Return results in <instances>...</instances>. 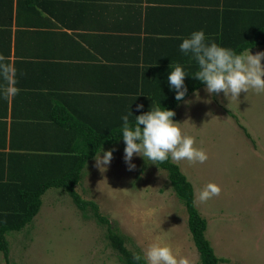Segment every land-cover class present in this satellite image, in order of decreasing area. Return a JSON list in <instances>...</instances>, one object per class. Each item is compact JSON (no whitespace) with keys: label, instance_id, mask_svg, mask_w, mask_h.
Returning <instances> with one entry per match:
<instances>
[{"label":"crops","instance_id":"obj_1","mask_svg":"<svg viewBox=\"0 0 264 264\" xmlns=\"http://www.w3.org/2000/svg\"><path fill=\"white\" fill-rule=\"evenodd\" d=\"M259 3L0 0V54L14 64L20 90L5 99L0 79V211L14 204L6 183L28 171L31 157L62 141L93 139L95 126L120 123L122 98L152 91L169 64L190 61L178 37L199 30L212 37L225 13ZM18 232L5 234L7 243Z\"/></svg>","mask_w":264,"mask_h":264},{"label":"rangeland","instance_id":"obj_2","mask_svg":"<svg viewBox=\"0 0 264 264\" xmlns=\"http://www.w3.org/2000/svg\"><path fill=\"white\" fill-rule=\"evenodd\" d=\"M251 54L264 47L249 49ZM264 64V60L261 61ZM205 86L175 108L174 122L208 155L204 164L175 163L193 189L194 206L206 220L205 236L219 264H264V93L249 91L238 100L211 96ZM187 101V103H186ZM123 140L106 171L87 162L74 190L94 202L111 227L127 238L126 246L143 256L152 244L199 264L187 229L185 208L164 170L133 156L127 170ZM103 151L101 155H103ZM174 163V162H173ZM207 183L221 188L205 204L195 199ZM0 264H121L105 240V228L83 218L61 189H48L30 224L9 238L7 259Z\"/></svg>","mask_w":264,"mask_h":264},{"label":"trees","instance_id":"obj_3","mask_svg":"<svg viewBox=\"0 0 264 264\" xmlns=\"http://www.w3.org/2000/svg\"><path fill=\"white\" fill-rule=\"evenodd\" d=\"M224 17L223 29L212 37H205L206 43L215 42L234 50L237 54L246 49L264 46V4L241 6L236 11L225 13ZM180 66L188 74L184 80L187 88L184 97L186 99L205 85L191 77L197 71L196 62L192 58ZM170 71L165 70L162 77L155 78L154 82L158 86L152 91H141L137 95H129V98H122L125 109L121 111V117L128 115L130 125H134L135 116L155 106L174 111L184 99L181 101L175 99L176 90L168 82ZM137 105H143V108L137 111ZM121 117L120 123L114 121L111 125L95 126L93 139L62 141L57 147L47 149L44 154L31 157L28 171L6 183L9 189L7 192L9 195L11 193L14 204L11 207L10 205L2 207L0 211V254L4 259H7L8 255L5 234L18 232L30 224L39 211L41 197L48 189L55 188L68 194L83 218H92L94 222L105 228V240L121 264H146L143 259L139 262L133 259L134 253H140L128 249L127 238L111 227L109 221L99 213L97 205L92 201L83 200L74 190L87 162L92 160L104 146L122 140ZM65 126H68L64 127L65 131L75 128L74 125ZM85 130L87 129L82 127L81 132ZM155 165L166 172L175 196L185 208L187 229L198 254L199 264H219L221 259L215 255L205 236L206 220L198 214L194 206L191 184L171 159Z\"/></svg>","mask_w":264,"mask_h":264},{"label":"clouds","instance_id":"obj_4","mask_svg":"<svg viewBox=\"0 0 264 264\" xmlns=\"http://www.w3.org/2000/svg\"><path fill=\"white\" fill-rule=\"evenodd\" d=\"M182 39L179 50L185 55H191L196 62L197 71L192 78L205 85V92L223 94L225 98L238 100V97L249 91L264 93V51L251 54L249 49L237 54L230 48H225L215 42L206 43L203 30L194 31L190 36ZM172 67L168 75L169 85L176 90L175 99L181 101L187 94L184 80L188 74L179 66ZM17 70L13 63L0 54V79L3 81V95L10 99L19 94L17 84ZM187 103V101H186ZM137 111L143 105H137ZM131 114V113H130ZM175 112L155 106L151 110L135 116L134 125H130L128 115L122 116L123 125L121 137L124 147V162L127 170L132 171L135 165L131 163L134 155L147 158L152 162L164 163L171 159L174 163L187 161L189 164H204L208 160L206 151L195 146V139L185 135L179 123L174 122ZM143 126V127H141ZM101 149L94 156V166L103 172L113 159V151ZM221 188L215 183H207L197 189L195 199L205 204L219 196ZM133 259L139 262L143 259L146 264H190V261L179 254H175L170 246L152 243L140 254H133Z\"/></svg>","mask_w":264,"mask_h":264}]
</instances>
